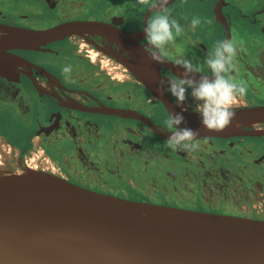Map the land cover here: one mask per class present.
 <instances>
[{"label": "flooded vegetation", "instance_id": "obj_1", "mask_svg": "<svg viewBox=\"0 0 264 264\" xmlns=\"http://www.w3.org/2000/svg\"><path fill=\"white\" fill-rule=\"evenodd\" d=\"M157 10L137 0H0V38L11 30L73 29L39 49L10 51L15 58L6 63L7 76L0 74V143L20 153L44 149L54 175L87 190L228 214L184 206L167 198L163 186L213 171L224 181L262 182L264 136L207 137V143L201 137L194 152L173 150L157 133L170 134L169 113L142 80L155 72L178 77L177 59L203 63L217 41L236 34L244 49L239 78L248 85L236 108L264 106V0H169L168 11L185 32L176 41L182 54L170 53L163 64L150 61L142 47L143 29ZM194 17L201 24L192 29ZM193 102L189 92L183 107L193 112ZM245 130L264 131V124Z\"/></svg>", "mask_w": 264, "mask_h": 264}, {"label": "water", "instance_id": "obj_2", "mask_svg": "<svg viewBox=\"0 0 264 264\" xmlns=\"http://www.w3.org/2000/svg\"><path fill=\"white\" fill-rule=\"evenodd\" d=\"M72 30L71 24L11 30L0 38V74L9 70L1 58H15L10 51L39 49ZM160 80L155 72L142 81L168 113L180 112L167 93L161 96ZM235 111L231 125L219 132L204 129L198 114H183L200 137L264 136L245 130L264 124V106ZM157 133L168 139L169 134ZM40 173L0 179V264H264L262 219L114 197L61 178L81 196L56 211L41 202V186L33 180Z\"/></svg>", "mask_w": 264, "mask_h": 264}, {"label": "clouds", "instance_id": "obj_3", "mask_svg": "<svg viewBox=\"0 0 264 264\" xmlns=\"http://www.w3.org/2000/svg\"><path fill=\"white\" fill-rule=\"evenodd\" d=\"M141 5L151 3L158 9L147 20L143 29L145 43L142 44L145 54L153 63H166L170 53L181 55L183 50L177 45V37L184 34L185 29L168 11L169 0H137ZM201 24L199 17L191 20V28ZM243 41L236 34L231 39L217 41L207 53L203 63L191 59L179 58L177 66L182 70L175 78H161L158 91L174 98L180 112H169L165 121L171 130L166 141L173 150L194 152L200 148V132L187 126L183 107L189 92L196 102L193 112L200 117V123L209 132H219L228 128L235 119L237 104L248 94L247 82L239 78L238 55L243 52ZM63 73L68 76L71 66H64ZM211 73L209 75L208 73ZM204 142L208 138L204 137Z\"/></svg>", "mask_w": 264, "mask_h": 264}, {"label": "rangeland", "instance_id": "obj_4", "mask_svg": "<svg viewBox=\"0 0 264 264\" xmlns=\"http://www.w3.org/2000/svg\"><path fill=\"white\" fill-rule=\"evenodd\" d=\"M195 103L194 101L192 105L189 104L192 109ZM237 109L240 108H235ZM205 165L209 166V163ZM52 170H55L54 163L44 149L37 147L20 153L19 150L0 143V179L18 173L20 175L31 172L54 174ZM183 177L185 179L182 178L179 184L171 178L167 180L162 189L167 198L177 200L184 206L186 204L194 207L198 203L201 207L215 212L264 219V181H224L220 175H214V171L207 178L191 177L187 174ZM154 187L158 193L159 188L156 184ZM196 210L202 209L198 207Z\"/></svg>", "mask_w": 264, "mask_h": 264}, {"label": "bare ground", "instance_id": "obj_5", "mask_svg": "<svg viewBox=\"0 0 264 264\" xmlns=\"http://www.w3.org/2000/svg\"><path fill=\"white\" fill-rule=\"evenodd\" d=\"M1 60L3 63H8L4 57H2ZM120 78H122V76ZM15 175L20 174L18 173ZM33 180L37 181L41 186V202L52 210L58 211L72 199L81 196V190L79 188H75L72 185L65 183L54 174L40 173L35 175Z\"/></svg>", "mask_w": 264, "mask_h": 264}]
</instances>
